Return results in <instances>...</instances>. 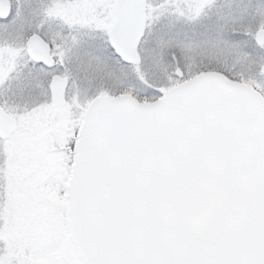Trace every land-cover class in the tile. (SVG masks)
<instances>
[{"label":"snow or ice","instance_id":"snow-or-ice-1","mask_svg":"<svg viewBox=\"0 0 264 264\" xmlns=\"http://www.w3.org/2000/svg\"><path fill=\"white\" fill-rule=\"evenodd\" d=\"M0 264H264V0H0Z\"/></svg>","mask_w":264,"mask_h":264}]
</instances>
